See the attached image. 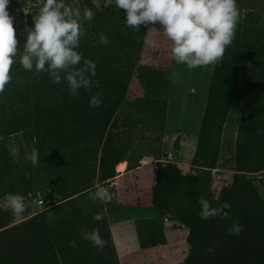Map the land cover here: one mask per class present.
Segmentation results:
<instances>
[{
    "label": "trees",
    "instance_id": "16d2710c",
    "mask_svg": "<svg viewBox=\"0 0 264 264\" xmlns=\"http://www.w3.org/2000/svg\"><path fill=\"white\" fill-rule=\"evenodd\" d=\"M250 2L237 0L235 39L226 48L223 60L214 64L211 74L192 159L196 172L184 173L177 163L161 161L167 157L160 151L166 99H135L126 104L128 111L123 118L117 117L125 106L148 29L144 25L139 30L126 27L125 10L118 11L114 5H102V10H97L92 0H78L81 11L88 7L95 12L92 21L84 22L85 35L79 48L85 58L97 64L94 86L90 92L82 88L77 96H69L63 81L52 84L46 73L35 76L18 61L14 63L12 80L0 93V198L19 193L26 200L43 186L32 183L6 144V139L15 134L29 133L32 151L39 154L38 164H31L28 170L37 173V181L42 176L47 179L45 198L65 202L68 198L78 201L96 184L106 187L117 174L118 162L126 160L129 169L137 164L143 152L138 146L132 148L138 135L139 141L147 137V130L154 134L148 138L153 149L146 152L156 156L157 161L151 189L153 214L135 224L139 247L166 243L165 225L151 218L168 213L177 226L186 230L184 240L189 251L181 264H264V24L257 15L253 18L251 13L243 14ZM17 5L19 13L13 18L21 20L18 26L14 22V27L22 48L24 30L32 26L37 13L24 17ZM101 32L108 36L107 45L98 43ZM97 92L103 93L102 104L92 108L89 97ZM237 100L239 107H234ZM230 112L240 116L234 142V172L230 173L228 185L213 195L203 174L206 169L216 168ZM246 170L261 172L262 179L247 180L243 174ZM201 196L213 207L226 201L232 207L221 208L219 216L202 220L197 203ZM114 206L97 202L86 212L76 209L52 222L45 218L46 209L17 223L0 208V264H119L108 221V212ZM99 211L104 214L102 221L93 219ZM234 222L242 225L239 235L228 231ZM93 228H98L106 241L102 250L81 238L82 229ZM72 240L76 247L69 244ZM213 247L214 252H209Z\"/></svg>",
    "mask_w": 264,
    "mask_h": 264
},
{
    "label": "clouds",
    "instance_id": "9594fccd",
    "mask_svg": "<svg viewBox=\"0 0 264 264\" xmlns=\"http://www.w3.org/2000/svg\"><path fill=\"white\" fill-rule=\"evenodd\" d=\"M10 0H0V93L12 80L11 69L14 63L39 76L46 73L52 84L64 82L68 95L77 96L80 89L91 91L94 86L97 64L85 58L79 51L81 38L85 35L84 22L94 19L93 8L102 10L115 6L123 9L124 24L128 28L139 30L141 25H160L149 28L152 32L162 30L171 41L170 54L177 64L189 69L220 63L226 48L230 47L236 36L239 20L237 0H92L93 8L78 6V0H38L39 9L33 17L32 26L24 30V41L20 39L14 27V18L8 10ZM98 43L107 45L108 36L98 34ZM102 92L90 95L89 106L99 108L102 104ZM33 166L39 162V154L34 149L28 156ZM92 200L102 204L112 201L109 188L100 185L90 193ZM199 216L209 220L221 214V208L230 209L232 205L224 202L213 207L209 200L199 197ZM6 209L13 216L20 217L25 211V197L19 193L8 194ZM93 219L102 221L103 211L97 212ZM229 233L239 235L242 225L234 222ZM81 238L93 247L102 250L105 239L98 228L82 229ZM76 247V241H69ZM214 247L209 252H214Z\"/></svg>",
    "mask_w": 264,
    "mask_h": 264
},
{
    "label": "rangeland",
    "instance_id": "374dc122",
    "mask_svg": "<svg viewBox=\"0 0 264 264\" xmlns=\"http://www.w3.org/2000/svg\"><path fill=\"white\" fill-rule=\"evenodd\" d=\"M68 2L71 3V0H68ZM17 4L20 5L24 17L29 13H37L39 9V4L31 0H10L8 10L13 17L19 13ZM247 13H251L253 18L256 15L259 16V21L264 24V0H251L250 3H247L245 10H243V14ZM24 17H22V21ZM20 20V17L14 19L17 26ZM153 26L157 29L160 28L158 23L156 25L146 26L148 35L145 37L140 61L129 83L125 106L119 110L117 117L121 120L128 111L126 104L135 99L153 97L165 98L167 100L166 121L164 124L165 129L162 136L160 151L165 153L167 157H164L162 160L164 162H174L178 165L181 163L183 166H179L181 170L183 169L182 172L195 173L196 168L192 166L191 163L214 64L194 69H189L183 64H177L170 54L171 41L164 36L162 30L158 32L150 31L149 28ZM247 69L248 67L245 65L246 73ZM246 73L243 79L244 83L246 80ZM239 103L240 102L237 100L234 107H239ZM239 118L240 116L238 113L230 112L224 125L225 127L222 134L223 139L220 143L218 162L216 164V168L220 169L219 171L221 172H217L215 175V187L212 188L214 191H211L214 195H217L219 187L223 186L225 181L229 183L231 172H229V170L234 169V142ZM140 129H145V127L140 126ZM145 132L147 137L142 141L138 140L140 135H135L137 136L136 142L132 149H137L138 146V150H141L143 153L149 149H153L151 141H148V138L151 134H154V132H149L147 130ZM28 135L29 133L15 134L6 139V144L13 152L16 160L29 175V178H31L32 183L37 186L43 184V186L39 187V190L36 191L35 196L39 193V195L44 198H42L44 201L43 204H38L35 196H29V198L25 200V213L20 217H15L11 211L5 207L8 195L3 196L0 198V208L4 213L9 212L10 221L17 223L26 216L34 215L39 211L48 209L46 210L45 218L48 222H52L57 221L59 217L64 215H70L73 210L78 209L80 212H86L90 210L95 203H101L99 200L94 201L90 198V193L96 188L83 194L78 198V201L68 198L65 200L66 202H55L53 200L46 202L48 200L45 198V194L48 192L47 179L42 176V179L37 181V173L34 170H28V167L31 166L28 156L32 152V141ZM176 156H182L183 161L176 159ZM189 164H191V166ZM153 167H155V165ZM203 176L206 185L209 186V184H207L208 175L206 172ZM109 187L110 186L107 188ZM120 213L123 215L127 213L128 216H131V213L127 211H120ZM148 213L153 214L151 211H148ZM140 214L142 215L139 219L143 218L148 220L150 217V214L147 216L143 213ZM151 219L165 225L167 240L164 245L155 248L151 256L141 257L143 262L146 264H181L188 254L189 247L185 246V243L181 242L180 244L175 243V241L178 242L180 240L185 230L180 227L179 230L170 232L168 229H172L171 222H164L163 217H152ZM136 222L137 219L135 220V224Z\"/></svg>",
    "mask_w": 264,
    "mask_h": 264
},
{
    "label": "crops",
    "instance_id": "0c3cea01",
    "mask_svg": "<svg viewBox=\"0 0 264 264\" xmlns=\"http://www.w3.org/2000/svg\"><path fill=\"white\" fill-rule=\"evenodd\" d=\"M147 156L156 157L153 154L145 152L141 154L139 158ZM176 159L183 161L182 156H176ZM121 164L123 165L122 170L117 169ZM191 164L194 166L193 163ZM191 164L189 165L191 166ZM154 165V161L148 162L144 165H139L137 162V164L135 163L133 167L129 169L127 161L122 160L115 166L117 174L110 179L106 185V187L110 186L109 190L113 196L110 203L115 205L112 212H108V221L119 264H146L141 257L151 256L155 248L161 246L140 248L135 227V220H138L142 215L140 213L147 216L150 214L148 211H151V189L155 181ZM179 165L181 167L183 166L181 163H179ZM231 170H229V172ZM97 186H99V184L95 185V187ZM111 208L112 207H110V209ZM116 208H118V211H115ZM120 211L130 212L131 216H128L127 213L123 215ZM179 229L180 227L176 224V227L172 232ZM185 234L186 230L180 240L178 242L175 241V243L181 244L182 242L188 247L184 240Z\"/></svg>",
    "mask_w": 264,
    "mask_h": 264
},
{
    "label": "built area",
    "instance_id": "2783aa9c",
    "mask_svg": "<svg viewBox=\"0 0 264 264\" xmlns=\"http://www.w3.org/2000/svg\"><path fill=\"white\" fill-rule=\"evenodd\" d=\"M151 161L156 162L157 161V158H155L153 156H147V157H141V158H139L137 160V162H138L139 165H144V164H146L148 162H151ZM161 161L164 162L162 159H161ZM219 170L220 169H218V168H209V169H206V174L208 175L207 184H209V186L211 188V191H214V190H212V188L215 187V175H216L217 172H221ZM232 172H234V169L231 170V173ZM243 174L245 175V178L247 180H249V181H258V180H261L262 179V173L261 172H255V171L246 170ZM226 185H228V182L225 181L223 186H226ZM261 188L264 190V185H262ZM213 193H215V192H213ZM42 198L43 197H41V195H39V193H37L36 196H35V199H36V201H37L38 204H43V201H44L43 199L44 198L43 199ZM46 202H50V199H48ZM163 221L164 222H168V221L171 222V228L172 229L176 227V223L172 220V217L168 213H166V214L163 215Z\"/></svg>",
    "mask_w": 264,
    "mask_h": 264
},
{
    "label": "bare ground",
    "instance_id": "6f19581e",
    "mask_svg": "<svg viewBox=\"0 0 264 264\" xmlns=\"http://www.w3.org/2000/svg\"><path fill=\"white\" fill-rule=\"evenodd\" d=\"M122 167H123V165L121 164V165H119V166L117 167V169L122 170Z\"/></svg>",
    "mask_w": 264,
    "mask_h": 264
}]
</instances>
